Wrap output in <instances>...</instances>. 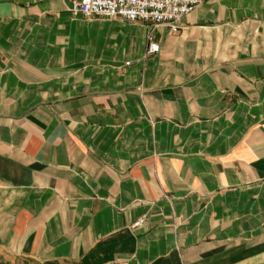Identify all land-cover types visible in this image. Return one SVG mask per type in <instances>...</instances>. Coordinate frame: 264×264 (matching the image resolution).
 Here are the masks:
<instances>
[{
    "label": "crops",
    "instance_id": "0c3cea01",
    "mask_svg": "<svg viewBox=\"0 0 264 264\" xmlns=\"http://www.w3.org/2000/svg\"><path fill=\"white\" fill-rule=\"evenodd\" d=\"M70 6L0 0V264H264V0Z\"/></svg>",
    "mask_w": 264,
    "mask_h": 264
},
{
    "label": "built area",
    "instance_id": "2783aa9c",
    "mask_svg": "<svg viewBox=\"0 0 264 264\" xmlns=\"http://www.w3.org/2000/svg\"><path fill=\"white\" fill-rule=\"evenodd\" d=\"M69 12L83 19L120 18L129 23H143L151 27L166 25L176 32L183 17L207 0H69ZM147 55L158 52L159 47L147 37ZM138 221L133 228L140 226Z\"/></svg>",
    "mask_w": 264,
    "mask_h": 264
}]
</instances>
